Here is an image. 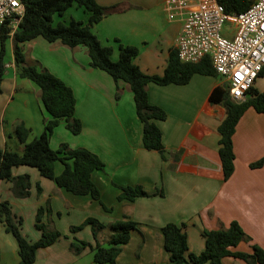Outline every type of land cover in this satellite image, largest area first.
I'll return each mask as SVG.
<instances>
[{
  "label": "crops",
  "instance_id": "0c3cea01",
  "mask_svg": "<svg viewBox=\"0 0 264 264\" xmlns=\"http://www.w3.org/2000/svg\"><path fill=\"white\" fill-rule=\"evenodd\" d=\"M97 1L104 5L118 3L121 7L92 27L104 44L114 45L113 58H118L116 38H119L139 47L135 62L142 70L162 74L183 24L181 16L170 17L167 0ZM191 6H195L194 0ZM82 7L73 4L64 15L58 16V21L71 18L88 21L90 12ZM4 42L8 59L0 91V146L21 150L23 143L15 134V126L24 122L31 127V139L43 131L49 112L41 99L40 86H32L17 71L13 34ZM24 50L28 63L48 68L62 77L77 97L76 115L83 123L81 132L73 133L61 122L51 136V145L57 148L68 142L72 147H88L106 164L104 169L93 172L102 191V202L88 194L66 190L42 175L37 167L27 164L14 166L13 173L30 174V195L17 196L12 181L0 178V201L8 199L13 210L23 217L22 231L28 238L36 240L41 236L35 217L37 209L48 201L51 212L44 215V220L63 233L54 243L38 248L34 264H112L96 262L91 245L80 252L71 248V242L78 239L96 244L90 224L71 229L88 216H95L105 224L124 216L139 222L123 245L118 264L169 262L170 253L161 230L169 221L184 224L189 252L205 248L206 228H225L232 220L239 221L251 237L242 240L237 249L252 251L254 243L264 248V164L258 167L250 164L264 157V113L249 107L240 118L234 133L235 170L229 179H224L218 126L226 108L210 99L214 87L224 83L219 74L195 73L183 84L148 83L149 100L165 107L168 113L165 119L158 120L166 148L163 156L159 150L144 145L143 122L128 83L119 81L121 95L117 97L113 76L91 65L86 46L68 47L61 41L50 42L37 36L24 42ZM260 77L255 86L263 90L264 84L262 88L258 86ZM62 169L63 163L57 162L56 171ZM126 184H141L150 192L162 188L165 193L119 200V185ZM3 230L7 231L0 220V264H21L17 241L10 238V245H4L3 239L7 242L9 236ZM108 236L109 228H104L99 239L106 244ZM224 263L248 264L231 255L224 258Z\"/></svg>",
  "mask_w": 264,
  "mask_h": 264
},
{
  "label": "trees",
  "instance_id": "16d2710c",
  "mask_svg": "<svg viewBox=\"0 0 264 264\" xmlns=\"http://www.w3.org/2000/svg\"><path fill=\"white\" fill-rule=\"evenodd\" d=\"M228 12H239L247 9L253 0H220ZM25 13L18 27L12 32L11 26L0 24V91L6 72V47L5 39L13 34L15 47L16 68L20 76L28 77L40 86L41 99L50 116L44 121L43 131L29 139L31 127L24 122L15 126V134L23 143L21 150L3 148L0 146V178L12 181V190L17 196H28L31 193V176L29 173L14 174L13 167L27 164L37 167L41 174L53 179L56 184L75 194H88L102 202V191L93 178V172L104 169L105 161L93 150L85 146L72 147L68 142H62L59 147L51 145V136L61 122L73 133H80L83 123L76 115L77 97L73 87L62 77L48 68L40 67L35 63H28L24 50V42L37 36H43L50 42L61 41L71 47L84 45L90 55V63L94 67L106 70L117 83L116 96L120 97L121 88L119 81L128 83L133 91L136 111L143 122V142L149 149L159 150L165 156L162 128L158 120L165 119L168 115L165 107L152 103L149 100L148 83L154 81L158 84L178 83L190 81L195 73L218 75L210 55L204 56L200 61H183L178 54L177 47L171 48L168 64L162 74H150L142 70L135 62L139 47L135 44L118 41V58H113L114 46L104 44L94 32V23L104 16L119 11L118 3L104 5L97 0H22ZM73 4L83 6L90 12L88 21L71 18L59 20L54 23V15H64ZM259 76H264V66ZM212 102L221 103L226 108V115L218 126L221 134L219 153L222 162L224 179H229L235 170L236 153L234 149V133L236 126L249 107L264 113V89L260 90L255 85L251 87L244 100H236L231 94L230 87L219 84L211 92ZM62 162L63 169L56 171V163ZM252 167L262 166L264 157L252 161ZM118 199L134 200L138 196L164 195L161 188L150 192L141 184L119 185ZM39 191L42 190L38 185ZM109 210V207L103 204ZM51 212L48 201L38 208L35 225L42 231L41 236L31 240L22 231L23 217L18 215L8 199L0 201V220L7 231L16 237L21 264H34L37 250L40 247L54 243L63 233L51 227L44 220V215ZM90 224L96 239L93 245L84 239L73 240L71 248L75 252L82 251L88 245L94 249L96 262L117 263V257L127 243L132 231L138 228L139 222L131 216H124L109 224L103 223L95 216H88L83 222L71 226L78 230ZM104 228H109L107 243L99 239V234ZM164 235V245L170 253V261L154 264H225L226 256L244 259L248 264L264 263V248L257 243L253 244L252 251L237 249L242 240L251 237L237 220H232L225 228H206L205 248L201 252H189L188 233L183 223L169 221L161 227Z\"/></svg>",
  "mask_w": 264,
  "mask_h": 264
},
{
  "label": "built area",
  "instance_id": "2783aa9c",
  "mask_svg": "<svg viewBox=\"0 0 264 264\" xmlns=\"http://www.w3.org/2000/svg\"><path fill=\"white\" fill-rule=\"evenodd\" d=\"M167 0L171 18L183 24L176 38L183 61L210 55L213 65L236 100H244L264 66V0L245 10L228 12L220 0ZM25 13L22 0H0V24L18 27Z\"/></svg>",
  "mask_w": 264,
  "mask_h": 264
},
{
  "label": "rangeland",
  "instance_id": "374dc122",
  "mask_svg": "<svg viewBox=\"0 0 264 264\" xmlns=\"http://www.w3.org/2000/svg\"><path fill=\"white\" fill-rule=\"evenodd\" d=\"M77 6H78V4H77ZM80 6V5H79ZM82 8H84V7H82ZM58 16H60L59 14H55L54 15V23H57L58 22V19H60ZM112 45V44H111ZM68 46V45H67ZM114 46V45H113ZM68 47H70V46H68ZM6 60L8 59V58H5ZM117 59V58H116ZM93 66V65H92ZM94 67V66H93ZM95 68H97V67H95ZM261 78V77H260ZM25 80L27 81V82H29L32 86H34V87H36V88H39V85L37 84V83H35L33 80H31L30 78H28V77H25ZM263 84H264V79H260L259 80V83H258V86L260 87V88H262L263 87ZM252 108H254L253 106H252ZM255 109V108H254ZM256 110V109H255ZM49 116H50V114H49ZM37 211H38V209H37ZM36 215H37V212H36ZM47 215H49L48 213H47ZM35 219H36V217H35ZM50 220H51V218H50ZM53 222H54V220H52V226H53ZM47 223H49V220L47 221ZM50 224V223H49ZM2 233L3 234H7L8 236H9V240L6 242L5 241V239H3V241H4V245H6V246H8V245H10V238H11V240L13 241V242H16L17 240H16V237L14 236V234L12 233V232H10V231H2Z\"/></svg>",
  "mask_w": 264,
  "mask_h": 264
}]
</instances>
